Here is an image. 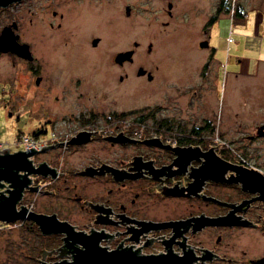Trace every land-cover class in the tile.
I'll return each instance as SVG.
<instances>
[{"label":"flooded vegetation","instance_id":"af4514ba","mask_svg":"<svg viewBox=\"0 0 264 264\" xmlns=\"http://www.w3.org/2000/svg\"><path fill=\"white\" fill-rule=\"evenodd\" d=\"M22 1L0 6L6 13L0 34L10 28L20 44L29 35L50 41L53 33L58 38L62 34L60 40H72L73 46L60 58L66 68L43 74L39 67L30 68L26 85L31 86L29 98L38 104L23 107L17 119L25 112L37 124L18 136L45 142L34 148L30 184L17 206L31 193L32 212L55 215L80 233H45L35 220L25 218L31 227L24 231L33 236L28 244L39 252L28 255L29 264L72 261L84 249L80 239L85 236L97 237L98 246L107 251L158 256L161 264H264V115L254 114L256 106H250L246 122L216 124L203 110L181 116L177 104L155 121L153 115L137 114L121 104L82 101L81 66L97 75L95 51L101 46L99 36L81 35L82 19L87 8L88 22L97 24L101 0H32L28 20L20 24L12 11ZM159 1L167 7L162 25L170 26L185 0ZM191 2L190 23L201 25V42L221 18L244 21L246 8L253 5L252 0H215L210 8L206 0ZM41 7L45 17L37 21L35 12ZM124 7L131 11L130 4ZM190 12L183 13L185 20ZM93 39L98 42L93 44ZM149 46L147 55L153 52ZM128 50L133 51L130 58L117 62L118 53ZM137 55V50L127 49L111 56L113 67L123 72L117 77L109 72L106 80L122 87L123 94L129 93L133 77L147 83L156 78L158 65L152 69ZM140 69L144 74H138ZM148 120L154 125L151 131Z\"/></svg>","mask_w":264,"mask_h":264},{"label":"rangeland","instance_id":"374dc122","mask_svg":"<svg viewBox=\"0 0 264 264\" xmlns=\"http://www.w3.org/2000/svg\"><path fill=\"white\" fill-rule=\"evenodd\" d=\"M32 2L22 1L12 11L20 24L28 20V7ZM41 3L44 0H37V4ZM214 3L215 0H206L207 7L212 8ZM125 4L131 6L130 17L125 15ZM252 4L251 8H246L248 15L244 21L231 23L223 17L210 28L206 48L200 46L201 25L190 23L194 19L190 16L191 0L179 4L175 20L167 27L162 25L168 19L164 12L167 7L159 0H101L97 24L88 22L89 12L85 8L81 35L99 36L101 46L95 51L97 75H89L86 64L81 66L84 77L82 101L121 104L137 114L153 115L155 121H160L163 110L167 115L166 110L173 104L180 107L181 116L203 110L204 115L216 124L234 119L246 122L250 106H256V116L264 115V0H252ZM186 11L190 12L187 20L183 17ZM5 14L0 12V25L6 21ZM35 15L37 21H41L45 11L38 8ZM185 23L190 26L182 29ZM67 26L69 31L73 30L71 22ZM53 34L50 41L43 39L44 36L40 38L39 34L23 39L33 57L31 62L0 52V151L5 148L10 153L27 151L18 135L29 134L37 124L25 112L17 119L22 110L38 104L29 98L31 86L26 85L32 78L30 68L39 67L43 74L50 69L67 67L60 58L71 52L72 40L64 44L60 40L62 34L59 38ZM77 42L75 45L79 44ZM149 45L153 52L147 55ZM127 49L137 50L139 59L152 69L158 65V69H155V80L149 83L133 77L128 83L129 93L123 94V88L112 80L107 81L106 74L110 72L117 77L123 72L113 67L111 56ZM86 53L81 52L79 56L84 57ZM147 125L150 131L153 130L152 120H148ZM44 142L40 141L35 148ZM33 197L31 193L27 195L20 206L30 212L35 210ZM40 202L37 200L35 204ZM29 227V219L8 224L0 221V264H29L31 252L39 255L38 250H32L28 244L33 236L24 228Z\"/></svg>","mask_w":264,"mask_h":264},{"label":"water","instance_id":"95a60500","mask_svg":"<svg viewBox=\"0 0 264 264\" xmlns=\"http://www.w3.org/2000/svg\"><path fill=\"white\" fill-rule=\"evenodd\" d=\"M16 1L20 0H0V6H6ZM125 13L129 15V7H126ZM97 42L98 39H93L92 43L96 44ZM200 46H208V42H201ZM0 52H12L21 58L32 60L28 45L18 43L10 28H4L0 34ZM132 53V50L118 53L116 61L120 62L130 58ZM144 72L143 69H140L138 74H144ZM155 141L157 140L155 139ZM150 142L154 143V140ZM0 152V188L6 186L4 191H0V221L8 224L18 219L29 218L35 220L45 233L67 232L68 236H79L80 233L74 232L67 222L58 221L55 215L36 214L28 211L25 206L16 208L23 190L30 184L29 175L34 169H32L29 157L34 153V147L27 151L19 150L12 153L5 148ZM80 241L84 249L77 250L72 261L51 264H161L158 256H136L130 252L107 251L98 246L97 237L85 236Z\"/></svg>","mask_w":264,"mask_h":264},{"label":"built area","instance_id":"2783aa9c","mask_svg":"<svg viewBox=\"0 0 264 264\" xmlns=\"http://www.w3.org/2000/svg\"><path fill=\"white\" fill-rule=\"evenodd\" d=\"M19 139L24 143V145H25L24 147L26 149H30L31 147L35 148L40 144V142H38V141H36L30 137L24 136V135L20 136Z\"/></svg>","mask_w":264,"mask_h":264},{"label":"trees","instance_id":"16d2710c","mask_svg":"<svg viewBox=\"0 0 264 264\" xmlns=\"http://www.w3.org/2000/svg\"><path fill=\"white\" fill-rule=\"evenodd\" d=\"M19 137V136H18Z\"/></svg>","mask_w":264,"mask_h":264}]
</instances>
